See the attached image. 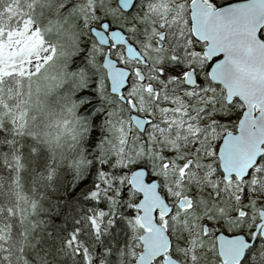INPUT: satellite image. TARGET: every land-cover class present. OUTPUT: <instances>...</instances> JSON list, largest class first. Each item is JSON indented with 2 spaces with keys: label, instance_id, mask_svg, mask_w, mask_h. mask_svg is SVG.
I'll use <instances>...</instances> for the list:
<instances>
[{
  "label": "snow or ice",
  "instance_id": "snow-or-ice-1",
  "mask_svg": "<svg viewBox=\"0 0 264 264\" xmlns=\"http://www.w3.org/2000/svg\"><path fill=\"white\" fill-rule=\"evenodd\" d=\"M0 264H264V0H0Z\"/></svg>",
  "mask_w": 264,
  "mask_h": 264
}]
</instances>
